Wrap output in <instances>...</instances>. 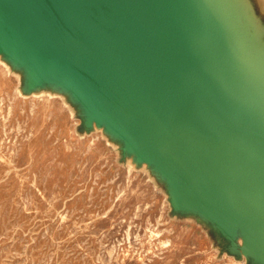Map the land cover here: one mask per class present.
Returning <instances> with one entry per match:
<instances>
[{
    "label": "water",
    "instance_id": "obj_1",
    "mask_svg": "<svg viewBox=\"0 0 264 264\" xmlns=\"http://www.w3.org/2000/svg\"><path fill=\"white\" fill-rule=\"evenodd\" d=\"M231 8L0 0V53L26 71L27 89L60 87L84 127L102 126L151 165L174 214L197 216L230 255L264 264V49L239 53Z\"/></svg>",
    "mask_w": 264,
    "mask_h": 264
},
{
    "label": "rangeland",
    "instance_id": "obj_2",
    "mask_svg": "<svg viewBox=\"0 0 264 264\" xmlns=\"http://www.w3.org/2000/svg\"><path fill=\"white\" fill-rule=\"evenodd\" d=\"M225 1L239 53L262 51L264 0ZM25 76L0 53V264L241 263L174 244L158 172L102 126L84 127L68 92L27 89Z\"/></svg>",
    "mask_w": 264,
    "mask_h": 264
},
{
    "label": "crops",
    "instance_id": "obj_3",
    "mask_svg": "<svg viewBox=\"0 0 264 264\" xmlns=\"http://www.w3.org/2000/svg\"><path fill=\"white\" fill-rule=\"evenodd\" d=\"M175 219L170 220L174 236L173 243L181 245L182 250L185 248L192 249L195 254H215L217 257H226L232 261H239L240 264H252L245 257L237 258L229 255L227 251V243L214 228L198 218L190 214H174Z\"/></svg>",
    "mask_w": 264,
    "mask_h": 264
}]
</instances>
